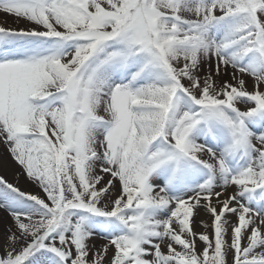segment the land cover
<instances>
[{"label":"snow or ice","instance_id":"snow-or-ice-1","mask_svg":"<svg viewBox=\"0 0 264 264\" xmlns=\"http://www.w3.org/2000/svg\"><path fill=\"white\" fill-rule=\"evenodd\" d=\"M0 13V264H264V0Z\"/></svg>","mask_w":264,"mask_h":264},{"label":"rangeland","instance_id":"rangeland-1","mask_svg":"<svg viewBox=\"0 0 264 264\" xmlns=\"http://www.w3.org/2000/svg\"><path fill=\"white\" fill-rule=\"evenodd\" d=\"M8 17L11 18V16H8ZM0 26L9 28V26L3 25V24H0ZM248 90L249 91L252 90V82L250 79H248ZM0 176H4L10 183H13L19 186L21 190L30 191L31 188L33 189L35 188V186L30 184V182L27 181L24 175L21 174V170L12 161L10 155L7 153L5 149V146L2 143H0ZM229 219L235 222L234 217H230ZM195 220H196V223L193 225V227L196 232L198 233L205 232V231L209 233L211 232L210 229H205L201 227L200 225L201 220L210 223V218L203 211H201L200 214L195 217ZM4 228H5V224H0V236L3 235ZM97 241L98 242L92 241L91 243H95L97 247H99L100 244L104 243V241L100 239H97ZM197 247L198 249H201L203 245L198 241ZM177 250H179V248ZM162 251H164L165 253L167 252L166 247H164L163 245H162ZM109 255H111V251L109 252Z\"/></svg>","mask_w":264,"mask_h":264},{"label":"bare ground","instance_id":"bare-ground-1","mask_svg":"<svg viewBox=\"0 0 264 264\" xmlns=\"http://www.w3.org/2000/svg\"><path fill=\"white\" fill-rule=\"evenodd\" d=\"M0 24L9 26V28H21V27H25L24 22L21 21L20 23H17L15 17H12L11 16V18H9L8 16H6L4 14H1V13H0ZM37 191H38V189L35 187L34 189L31 188V190L29 192L35 193ZM0 216H6V214L3 213L2 210H0ZM9 223H11L10 218H7L6 217L5 223H4L5 226H6V224H9ZM94 241L98 242L97 240H94Z\"/></svg>","mask_w":264,"mask_h":264}]
</instances>
